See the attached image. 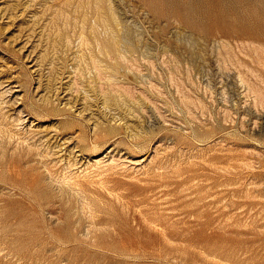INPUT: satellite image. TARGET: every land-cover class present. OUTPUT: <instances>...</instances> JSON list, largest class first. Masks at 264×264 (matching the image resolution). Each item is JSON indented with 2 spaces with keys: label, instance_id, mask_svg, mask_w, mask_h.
<instances>
[{
  "label": "rangeland",
  "instance_id": "374dc122",
  "mask_svg": "<svg viewBox=\"0 0 264 264\" xmlns=\"http://www.w3.org/2000/svg\"><path fill=\"white\" fill-rule=\"evenodd\" d=\"M0 264H264V0H0Z\"/></svg>",
  "mask_w": 264,
  "mask_h": 264
},
{
  "label": "bare ground",
  "instance_id": "6f19581e",
  "mask_svg": "<svg viewBox=\"0 0 264 264\" xmlns=\"http://www.w3.org/2000/svg\"><path fill=\"white\" fill-rule=\"evenodd\" d=\"M160 3H161V2H160ZM189 9H191V8L189 7ZM178 13H179V12H178ZM177 15H178V14H176V18H177ZM178 17H180V16L178 15ZM176 20H177V19H176ZM174 21H175V20H174ZM179 21H181V20H179ZM235 21H236V19H235ZM235 21H234V22H235ZM228 22H230V21L228 20ZM221 23H222V22H221ZM237 23H238V22H237ZM237 23H236V24H237ZM222 24H223V23H222ZM224 24H225V23H224ZM210 25H211V24H210ZM183 26H184V25H183ZM224 26H225V25H224ZM230 26H231V25H230ZM243 26H244V25H243ZM196 27H197V26H196ZM214 27H216V26H214ZM225 27H226V26H225ZM225 27H224V28H225ZM234 27H235V26H234ZM234 27H233V28H234ZM237 27H239V25H238ZM251 27H252V26H251ZM229 28H230V27H229ZM235 29H237V28H235ZM223 30H224V29H223ZM213 31H214V30H213ZM216 31H217V29H216ZM216 31H215V32H216ZM244 31H245V30H244ZM215 32H214V33H215ZM245 32H246V31H245ZM217 33H218V32H217ZM254 33H255V32H254ZM166 47H167V45H166ZM168 48H169V47H168ZM98 164H99V163H98Z\"/></svg>",
  "mask_w": 264,
  "mask_h": 264
}]
</instances>
